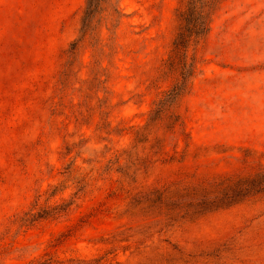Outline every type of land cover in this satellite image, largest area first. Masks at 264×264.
<instances>
[{
  "label": "rangeland",
  "instance_id": "rangeland-1",
  "mask_svg": "<svg viewBox=\"0 0 264 264\" xmlns=\"http://www.w3.org/2000/svg\"><path fill=\"white\" fill-rule=\"evenodd\" d=\"M180 1L105 0L100 44L73 57L87 0H0V264H264V189L240 191L264 178V0H220L188 147L137 178L107 169L174 83Z\"/></svg>",
  "mask_w": 264,
  "mask_h": 264
},
{
  "label": "trees",
  "instance_id": "trees-1",
  "mask_svg": "<svg viewBox=\"0 0 264 264\" xmlns=\"http://www.w3.org/2000/svg\"><path fill=\"white\" fill-rule=\"evenodd\" d=\"M105 0H87V4L82 17L81 35L70 45L69 53L75 57L78 47L87 40L97 38L96 44H100L97 29L94 27L96 16L105 15L103 8ZM220 0H181L178 8V18L180 21L179 30L172 43L170 54L164 62V75L173 77L174 83L166 90L154 103L150 110L147 120L143 125L132 129L133 140L129 148L117 151L107 165L108 171L122 173V178H137V171L140 166H147L158 161L175 160L179 154V144L185 141L188 147L190 138L187 130L186 117L182 112V104L193 88V80L199 68V59L197 51L200 44L208 35L211 29L214 14L219 8ZM115 16L121 17L122 14L118 8L114 10ZM106 15L105 17H107ZM103 17V16H102ZM98 44V45H99ZM96 48L98 46L95 45ZM104 51V47H101ZM99 49V51H101ZM71 62H67L64 71V80L68 79ZM100 65L99 71H103ZM98 80V76L94 77ZM173 144V152L170 153V144ZM171 154V155H170ZM179 160H183L186 154L182 153ZM147 164V165H146ZM264 177V174H262ZM89 185L88 182H85ZM240 191H250L253 188L264 189V178H253L242 184ZM168 191L165 189H155L158 193L159 201H174L173 204H180L183 201V195L175 193L174 196L163 197ZM113 190L111 195H116ZM152 194L143 195L151 198ZM157 200V199H155ZM50 262L57 264L56 259ZM36 264V263H30ZM44 264V263H41Z\"/></svg>",
  "mask_w": 264,
  "mask_h": 264
}]
</instances>
